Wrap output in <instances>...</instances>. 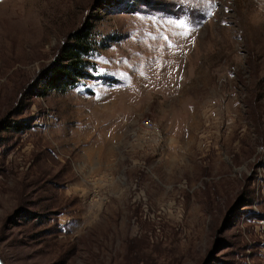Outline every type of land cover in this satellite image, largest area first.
I'll return each instance as SVG.
<instances>
[{
	"label": "rangeland",
	"instance_id": "1",
	"mask_svg": "<svg viewBox=\"0 0 264 264\" xmlns=\"http://www.w3.org/2000/svg\"><path fill=\"white\" fill-rule=\"evenodd\" d=\"M124 1L0 0V256L264 264V0ZM87 18L95 77L44 91Z\"/></svg>",
	"mask_w": 264,
	"mask_h": 264
},
{
	"label": "trees",
	"instance_id": "2",
	"mask_svg": "<svg viewBox=\"0 0 264 264\" xmlns=\"http://www.w3.org/2000/svg\"><path fill=\"white\" fill-rule=\"evenodd\" d=\"M110 9L125 10L127 2L124 0H104ZM148 2L149 0H143ZM94 22L87 18L80 27L70 31L69 38L63 41L57 52L55 62L43 70L39 79L44 86V91L51 88L59 90L70 87L80 81L82 78L95 77L94 72L90 70L95 64L90 58L91 52L95 49L96 38L94 36ZM96 32V31H95ZM108 42H102L106 45ZM26 120L13 118L4 123V128L13 127L22 130L28 125Z\"/></svg>",
	"mask_w": 264,
	"mask_h": 264
},
{
	"label": "water",
	"instance_id": "3",
	"mask_svg": "<svg viewBox=\"0 0 264 264\" xmlns=\"http://www.w3.org/2000/svg\"><path fill=\"white\" fill-rule=\"evenodd\" d=\"M0 264H5V262L1 256H0Z\"/></svg>",
	"mask_w": 264,
	"mask_h": 264
},
{
	"label": "built area",
	"instance_id": "4",
	"mask_svg": "<svg viewBox=\"0 0 264 264\" xmlns=\"http://www.w3.org/2000/svg\"><path fill=\"white\" fill-rule=\"evenodd\" d=\"M145 123H149V121L147 120Z\"/></svg>",
	"mask_w": 264,
	"mask_h": 264
}]
</instances>
